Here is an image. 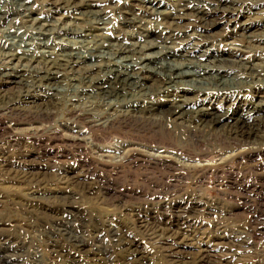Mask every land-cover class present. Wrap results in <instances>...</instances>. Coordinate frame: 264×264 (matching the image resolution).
Listing matches in <instances>:
<instances>
[{
  "label": "bare ground",
  "instance_id": "obj_1",
  "mask_svg": "<svg viewBox=\"0 0 264 264\" xmlns=\"http://www.w3.org/2000/svg\"><path fill=\"white\" fill-rule=\"evenodd\" d=\"M32 1L0 0V111L4 115L34 110L46 119L61 106L68 104L76 108L91 100L104 110L103 115L85 110L87 116L92 115L89 120L92 125L108 128L120 120L138 121L145 127L141 130L150 135L149 140L146 137L134 139L148 144L144 149L126 145L117 158L94 148L101 152L98 161L109 166H123L124 162L131 166L127 161L137 160L153 168H176L182 173L177 177L181 179L191 173L194 176L193 172L212 171L214 167L181 164L166 154L174 152L182 159L199 162L215 157L218 152L245 149L223 160L226 163L239 157H251L264 149V95H259L264 89V59L260 57V62L256 63L253 56L242 58L239 53L243 51L239 48H230L232 53L218 50L211 41L213 34H210L215 29L222 30V41L229 40L225 42L227 45L245 49L264 45V6L253 11L258 4L264 5V0H177L179 9L175 13L164 10L169 5L166 1L156 5L146 0L150 2L151 14L158 19L149 24L143 23V19L137 20L131 10L120 5L119 9L116 6L115 15L104 11L106 6L98 7L117 0H93L91 8L74 0L42 1L51 6L44 8L46 11L62 13L63 18L77 23L71 25L60 22V17L51 20L47 15L32 16L35 13ZM249 14L252 17L245 16ZM111 15L137 31L133 34L122 32L118 36L111 34ZM20 20L24 24L16 26ZM9 89L15 90L6 92ZM253 91L258 92L248 101L242 95ZM243 98L246 103H242ZM27 131L35 134L42 131V127ZM91 140L95 139L91 137ZM13 143L18 150L24 148L19 140L15 139ZM151 148L158 149L156 154ZM115 159L118 162H114ZM2 160L16 166L23 162ZM89 184L90 190L97 189L95 182ZM104 192L108 195L110 191ZM62 232L67 235L65 229ZM75 236L67 237L78 245ZM173 252H170V256H174L171 258L181 264ZM10 258L8 254L1 257L0 264Z\"/></svg>",
  "mask_w": 264,
  "mask_h": 264
},
{
  "label": "rangeland",
  "instance_id": "obj_2",
  "mask_svg": "<svg viewBox=\"0 0 264 264\" xmlns=\"http://www.w3.org/2000/svg\"><path fill=\"white\" fill-rule=\"evenodd\" d=\"M39 1L43 0L31 2L35 11L32 16L47 15L51 20L60 17V22L71 25L73 21L63 18L62 13L46 11L44 8L51 6ZM74 1L88 8L94 3L93 0ZM151 1L156 5L166 1L169 4L164 9L166 12L175 13L179 9L177 0ZM148 3L146 0H127L126 3L117 0L98 7L106 6L103 10L115 15L120 5L131 10L137 20L143 19L145 24L157 22ZM263 6L260 3L253 11ZM113 15L111 34L137 31L121 24ZM245 16L252 17L251 14ZM21 24H24L21 20L16 22V26ZM223 33L217 29L210 33L218 50L232 53L230 48H239L243 51L239 53L242 58L253 56L256 63L260 62V57L264 59V45H255L253 50L227 45L225 42L230 41H222ZM256 92L248 93L250 96L247 92L241 94L248 101ZM263 93L264 89L259 95ZM246 98L242 103H246ZM89 109L94 115L104 114V110L91 100L76 108L68 104L61 106L46 118L50 121L34 110L8 112L5 113L7 118L0 111V258L11 256L3 264H176L171 258L174 256H170L171 251L181 264H264V149L251 157H239L226 163L236 151L242 153L245 149L218 152L215 157L199 162L182 159L174 152L166 154L181 164L214 167L212 171L186 175L185 180L177 178L182 173L176 168L170 171L153 168L137 160L127 161L131 166L126 162L123 166H109L98 161L101 152L94 148L117 158L126 145L144 149L148 144L134 139L146 137L149 140L150 135L141 130L145 127L138 121L120 120L108 128L92 125L89 122L92 115L84 113ZM40 126L42 131L38 133L27 131ZM49 128L52 129L49 131ZM15 139L21 141L24 148L18 150L13 143ZM151 150L155 154L158 151L157 148ZM1 158L25 162L16 166L4 163ZM91 182L96 183L94 192L89 189ZM105 190L110 191L108 195ZM63 228L67 235L63 234ZM68 235H76L79 244L70 241ZM198 258L204 262L199 263Z\"/></svg>",
  "mask_w": 264,
  "mask_h": 264
}]
</instances>
